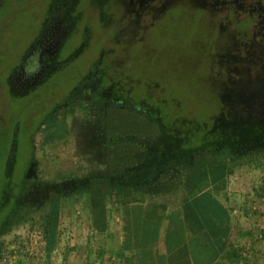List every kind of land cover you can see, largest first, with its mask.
Masks as SVG:
<instances>
[{
    "label": "flooded vegetation",
    "instance_id": "af4514ba",
    "mask_svg": "<svg viewBox=\"0 0 264 264\" xmlns=\"http://www.w3.org/2000/svg\"><path fill=\"white\" fill-rule=\"evenodd\" d=\"M99 1L0 0L5 236L36 230L45 237L66 216L93 221L152 202L164 204L167 216L180 215L198 172L207 174L199 186L207 191L223 168L227 178L264 169V0H105L108 23L98 18ZM182 21L183 59L199 46L216 79L208 107L218 111L204 122L168 94L162 67L175 61L153 44L155 34L166 38L169 24ZM192 23L200 24L199 43L190 38ZM215 117L226 127L241 121L262 129L235 150L234 143L218 150L206 141L190 153L197 145L183 142L186 124L199 123L205 136ZM175 139L187 151L180 160ZM21 162L25 173L16 182Z\"/></svg>",
    "mask_w": 264,
    "mask_h": 264
},
{
    "label": "rangeland",
    "instance_id": "374dc122",
    "mask_svg": "<svg viewBox=\"0 0 264 264\" xmlns=\"http://www.w3.org/2000/svg\"><path fill=\"white\" fill-rule=\"evenodd\" d=\"M96 7L100 8V14L98 18L107 23L112 21L113 14H109L107 9V3L105 0H100L95 3ZM107 6L106 8H104ZM18 13L13 14L10 20L13 21V17H16ZM116 15L120 14L115 13ZM121 17V16H120ZM119 17V18H120ZM118 18V19H119ZM187 21V19H185ZM186 21H182L179 24H169L168 30H166V38H163L161 35L155 34L157 36V41L153 42L154 45H157L156 48H159V53L161 56H167L169 58H174L175 63L171 62V65H163V69L167 70V75L163 81L167 92L169 95H173L175 99H178L183 102L185 107L182 109V112L189 115L191 118H195L200 122L207 121L209 117L215 116V113L218 111V108L208 107L211 100L216 98L213 88H216V82L213 86L212 81H216L212 73L207 71V67L204 64L203 60H200L199 46L190 47L191 56L185 55L187 51V46L184 44L186 33H183L185 30L188 31V24H185ZM94 28L99 29V24ZM200 37V24H190V38L195 42L198 41ZM196 43H199L196 42ZM118 52L120 47L117 48ZM143 50H140L135 46V52H137L138 58L140 57ZM185 51V52H184ZM122 52V51H121ZM118 53V54H121ZM168 61L162 62L167 63ZM146 69L149 71H154V74L161 76V73H157L155 69L157 66L145 65ZM160 79H162L160 77ZM217 120L215 124L213 133L205 135L204 137L199 136L205 140H223L226 144H231L234 142H245L249 138H252V135L259 132L262 128L258 125L260 123L247 124L241 121L234 123V127H226L222 120ZM183 123V122H178ZM179 124V125H180ZM196 127L185 126L184 133H187L183 142L189 143L192 142L191 134L195 131ZM184 130V129H183ZM182 130V131H183ZM190 133V135H189ZM214 135V136H212ZM202 139L197 140L194 144H198ZM180 141H177L178 143ZM3 141L0 140V180H3L4 168L3 164L5 162L7 152L5 147L1 150V145ZM25 169L22 168V162L17 167L15 172L16 182H19L18 179H21L24 175ZM0 182V183H1ZM5 182V177L3 184ZM2 191L3 189L0 186V202L2 201ZM217 198L225 205L234 207L233 216H234V242L245 249L247 252L245 256L247 259H244L242 262H232L231 264H264V169L256 170H241L236 172L233 176L226 179V188L224 192L217 194ZM112 217V222L110 223L111 233L115 236V242L112 241L117 252L114 256V260L107 259V261L112 264V262H118V258L122 261L130 259L131 262L135 261V257H130L131 255L124 256L120 249V243L118 240V235H121L122 228V217L123 214L115 213L113 216H110L108 220ZM79 218L81 222V232L84 233L86 239H89V243H96L97 246L107 244V238L105 236H100L101 234L90 230V224L92 219L88 215H80ZM63 220V222H62ZM59 224H56V228H59L60 242L58 247L60 251L54 253L47 252V241L44 237V234H40L36 230H20L16 234L8 237L4 249L7 251L10 245L17 246L16 259L13 264H71V259L75 261L73 257V250L75 243L74 234L76 231H71L73 229V223L78 222L77 217L75 216H66L62 219ZM111 221V220H110ZM165 226V225H164ZM72 234V235H71ZM46 235V234H45ZM110 236V235H109ZM79 237V235H78ZM122 238V235H121ZM123 246V243H122ZM121 246V248H122ZM162 244L159 245V249H162ZM119 248V249H118ZM68 252V253H67ZM72 252V253H71ZM66 254L69 258H66ZM134 260V261H133ZM0 264H9V261H0ZM227 264V263H224ZM229 264V263H228Z\"/></svg>",
    "mask_w": 264,
    "mask_h": 264
},
{
    "label": "trees",
    "instance_id": "16d2710c",
    "mask_svg": "<svg viewBox=\"0 0 264 264\" xmlns=\"http://www.w3.org/2000/svg\"><path fill=\"white\" fill-rule=\"evenodd\" d=\"M190 125L196 127L191 134V144H194L202 139L198 138L199 135L204 137L203 132L200 134L203 129L195 121ZM255 136L256 134L252 135V138L245 142H234V150L238 146L251 143ZM258 140H262V133H259ZM206 141L218 150L229 146L223 140L202 139L201 142ZM176 142L177 139L173 157L180 160L187 151L182 148L181 140ZM198 147L191 145L190 153ZM218 173L212 177L213 186L207 191L199 188L202 180L207 178L205 172H198L197 177H191L186 194H183L180 215H165L167 207L157 202L126 209L123 213L127 219L123 232V248L127 250L131 245L136 247L139 250V264H231L247 259V251L233 240L234 207L225 206L217 198V194L225 191L227 178L224 168ZM158 175L161 176V169ZM102 213L99 219L93 220V227L98 233H105L108 229V217ZM57 230L55 227L45 235L49 254L55 247ZM10 236L0 233V261L3 260V247ZM160 244L162 249H159Z\"/></svg>",
    "mask_w": 264,
    "mask_h": 264
},
{
    "label": "crops",
    "instance_id": "0c3cea01",
    "mask_svg": "<svg viewBox=\"0 0 264 264\" xmlns=\"http://www.w3.org/2000/svg\"><path fill=\"white\" fill-rule=\"evenodd\" d=\"M77 217V216H75ZM125 219V220H124ZM77 220H79L78 222L75 221V223H73V229H71V231H76V234H74V236H76L75 238V243L76 245H74V249L73 250V254H74V258L75 261L73 259H71V264H110L107 259H112L114 260V256L117 253L115 251V246L112 243V241L115 242V236L112 235L111 233V228H110V223L112 222V217H111V221L108 220V229L107 232L105 233H99L101 234L100 236H105L107 238V244L106 246L104 244H101L99 246H97L96 243H92V241L89 243V239H86L84 236V233L82 234L81 232V222L82 220L77 217ZM126 217L123 216L122 217V230H121V235H118V240L120 245V254L122 253L124 256L127 257V255H131L130 257H135V261L131 262L130 259L124 260L122 261L120 258H118L117 260H119L118 262H112V264H139V250L134 247V246H130V248H128L127 250H125L122 246V243L124 241V227L126 225ZM63 222V220H62ZM60 225V224H59ZM90 230L95 231L94 227H93V221H91L90 224ZM164 225H166V222L164 223ZM59 228H61V226H58ZM58 228L57 230V235H56V242H55V247L52 251V253L56 254V252L60 251V248L58 247V244L60 242V239L62 238V236H60V229ZM97 232V231H95ZM98 233V232H97ZM72 235V234H71ZM79 235V237H78ZM110 235V236H109ZM162 242V241H161ZM122 246V248H121ZM68 253V252H67ZM72 253V252H71ZM66 258H68L67 260H69L70 256L68 257L66 254Z\"/></svg>",
    "mask_w": 264,
    "mask_h": 264
},
{
    "label": "built area",
    "instance_id": "2783aa9c",
    "mask_svg": "<svg viewBox=\"0 0 264 264\" xmlns=\"http://www.w3.org/2000/svg\"><path fill=\"white\" fill-rule=\"evenodd\" d=\"M17 246L16 245H10L8 247V250L6 251L5 249L3 250L2 256H3V261L7 260L9 261V264H13L14 260L16 259V253H17Z\"/></svg>",
    "mask_w": 264,
    "mask_h": 264
}]
</instances>
